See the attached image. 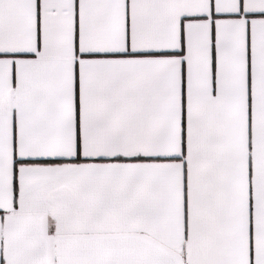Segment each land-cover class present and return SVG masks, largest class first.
<instances>
[{"label": "snow or ice", "instance_id": "snow-or-ice-1", "mask_svg": "<svg viewBox=\"0 0 264 264\" xmlns=\"http://www.w3.org/2000/svg\"><path fill=\"white\" fill-rule=\"evenodd\" d=\"M0 264H264V0H0Z\"/></svg>", "mask_w": 264, "mask_h": 264}]
</instances>
